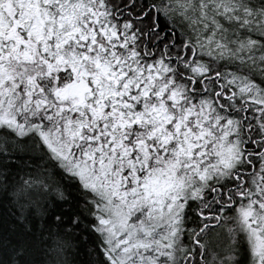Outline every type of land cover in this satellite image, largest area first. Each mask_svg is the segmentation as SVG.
Segmentation results:
<instances>
[{
	"label": "snow or ice",
	"instance_id": "1",
	"mask_svg": "<svg viewBox=\"0 0 264 264\" xmlns=\"http://www.w3.org/2000/svg\"><path fill=\"white\" fill-rule=\"evenodd\" d=\"M0 264H264V0H0Z\"/></svg>",
	"mask_w": 264,
	"mask_h": 264
}]
</instances>
